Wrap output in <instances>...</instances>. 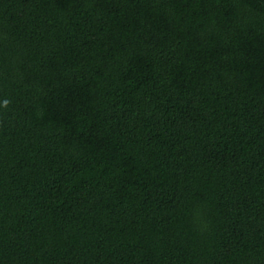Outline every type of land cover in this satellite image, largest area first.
<instances>
[{
    "label": "trees",
    "instance_id": "trees-1",
    "mask_svg": "<svg viewBox=\"0 0 264 264\" xmlns=\"http://www.w3.org/2000/svg\"><path fill=\"white\" fill-rule=\"evenodd\" d=\"M0 264H264V0H0Z\"/></svg>",
    "mask_w": 264,
    "mask_h": 264
},
{
    "label": "clouds",
    "instance_id": "clouds-1",
    "mask_svg": "<svg viewBox=\"0 0 264 264\" xmlns=\"http://www.w3.org/2000/svg\"><path fill=\"white\" fill-rule=\"evenodd\" d=\"M7 104H8V101H7V100H5V101H4V105H5V106H7Z\"/></svg>",
    "mask_w": 264,
    "mask_h": 264
}]
</instances>
